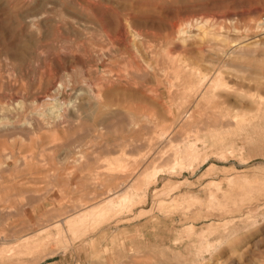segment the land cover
Returning <instances> with one entry per match:
<instances>
[{
	"label": "rangeland",
	"instance_id": "1",
	"mask_svg": "<svg viewBox=\"0 0 264 264\" xmlns=\"http://www.w3.org/2000/svg\"><path fill=\"white\" fill-rule=\"evenodd\" d=\"M263 32L264 0H0V245L65 222L35 255L0 264H264ZM218 73L227 87L203 102L196 79L207 88ZM58 99L74 104L58 113ZM145 109L157 128L134 131L132 114ZM191 145L198 162L164 167ZM148 167L159 173L129 212L68 227ZM245 180L263 189L241 209L210 207ZM173 199L182 207H159ZM226 220L199 255L185 228ZM245 233L255 235L240 255L216 241Z\"/></svg>",
	"mask_w": 264,
	"mask_h": 264
},
{
	"label": "bare ground",
	"instance_id": "2",
	"mask_svg": "<svg viewBox=\"0 0 264 264\" xmlns=\"http://www.w3.org/2000/svg\"><path fill=\"white\" fill-rule=\"evenodd\" d=\"M263 21V20H262ZM103 26V24H102ZM134 30V29H133ZM136 30V29H135ZM263 31V28H262ZM108 32V31H107ZM130 33V32H129ZM139 33V32H138ZM145 33V32H144ZM264 33V32H263ZM108 34V33H107ZM142 34V33H141ZM140 34V35H141ZM149 35V34H148ZM147 35V36H148ZM152 35V34H150ZM149 35V36H150ZM146 36V35H145ZM205 36V35H204ZM135 37V36H134ZM216 38V36H215ZM255 42V41H254ZM116 43V42H115ZM118 43V42H117ZM142 44V43H140ZM243 44V43H242ZM143 45V44H142ZM27 50V49H26ZM25 50V53L27 52ZM29 52V51H28ZM145 52V51H144ZM139 53V52H138ZM22 54V53H21ZM26 55V54H25ZM22 56V55H21ZM24 58V57H23ZM24 60V59H23ZM138 65V63H137ZM139 66V65H138ZM138 69V68H137ZM137 71V70H136ZM143 71V70H142ZM216 74V72H215ZM214 74V75H215ZM213 75V77H214ZM180 77V76H179ZM211 77V78H213ZM198 78V77H197ZM210 81V80H209ZM205 80L203 78L196 79V90L198 95L204 92L202 94L203 102L210 101L213 97L216 96V92L220 89H224L227 87V84L224 82L223 76L221 73H218L209 86L206 88L204 85ZM97 85V84H96ZM59 86V85H58ZM59 88L60 92L65 93L66 89L64 85L61 83ZM232 88V86H231ZM96 89V88H95ZM93 91V90H92ZM91 91V92H92ZM103 91V90H102ZM97 92V91H96ZM76 93V92H75ZM223 93V92H222ZM61 94V93H60ZM59 94V95H60ZM109 95V94H108ZM247 95V94H246ZM94 96V94H93ZM96 96V95H95ZM244 96V95H243ZM97 99H102V93H97ZM240 97V96H239ZM257 97V96H256ZM95 98V97H94ZM264 98V97H263ZM219 99V98H218ZM97 100V101H99ZM264 101V100H263ZM102 102V101H101ZM33 103V102H32ZM31 103V105H32ZM30 104V103H29ZM73 105V100L70 99L68 102H63L61 100H55L54 107L57 109L58 113L62 111L63 109H67L70 107V105ZM98 104V103H97ZM103 104V103H101ZM100 104V105H101ZM13 105V104H12ZM104 105V104H103ZM203 105V104H202ZM35 106V105H34ZM5 107V106H4ZM8 107V106H7ZM44 107V106H43ZM53 107V108H54ZM3 108V107H1ZM10 108V107H9ZM8 108V109H9ZM55 108L53 110H55ZM263 108V107H262ZM12 109V108H11ZM37 109V108H36ZM100 109V108H99ZM4 110V109H3ZM10 110V109H9ZM13 110V109H12ZM15 110V109H14ZM25 110V109H23ZM46 110V109H44ZM48 110V109H47ZM103 110V109H102ZM181 110V109H180ZM18 111V110H16ZM56 111V112H57ZM106 111V110H105ZM3 112V111H2ZM8 112V111H7ZM47 112V111H46ZM103 111H101L102 113ZM4 113V112H3ZM6 113V111H5ZM236 113V112H235ZM52 114H56L55 112ZM66 114H68L66 112ZM200 114V113H198ZM61 115V113H60ZM59 115V116H60ZM218 115V114H217ZM9 116V115H8ZM35 116V115H34ZM58 116V117H59ZM63 116V115H62ZM65 116V114H64ZM67 116V115H66ZM100 116V115H99ZM199 116V115H198ZM55 115V121L56 120ZM61 117V116H60ZM97 117V116H96ZM132 120L131 125L133 126V130L136 131L137 129L143 128L144 130L148 131H155L157 128V124L155 122L153 111L150 109H145L142 112H140V118L137 117L134 113L132 114ZM204 117V116H203ZM46 118V117H45ZM62 118V117H61ZM221 118V117H220ZM10 119V118H9ZM16 119V118H15ZM69 119V118H67ZM218 119V117H217ZM219 120V119H218ZM20 121V120H19ZM23 121V120H22ZM62 121V120H61ZM14 122V121H13ZM18 122V121H17ZM177 122V121H176ZM205 123V121H203ZM23 123V122H22ZM58 123V121H57ZM216 123V121H215ZM234 123V122H233ZM56 124V123H55ZM228 124V122H227ZM10 125V123H9ZM15 125V124H14ZM28 125V124H27ZM49 125V124H48ZM194 125V124H193ZM217 125V124H216ZM12 126V125H10ZM39 126V125H38ZM42 126V124H41ZM129 126V125H128ZM165 126V125H164ZM171 126V125H170ZM16 127V126H15ZM20 127V126H19ZM6 128V127H5ZM32 128V127H31ZM238 129V128H237ZM15 130V129H14ZM18 130V129H17ZM38 130V129H37ZM161 132V136L163 137L165 135V128L163 127ZM169 130V129H168ZM189 130V129H188ZM194 130V129H193ZM13 131V130H12ZM22 131V130H21ZM192 131V130H191ZM11 132V131H10ZM243 133V132H241ZM40 134V133H39ZM33 135V134H32ZM31 135V136H32ZM58 135V134H57ZM188 135V134H187ZM60 136V135H59ZM220 136V135H219ZM160 138V137H159ZM196 139V138H195ZM32 140V139H31ZM35 140V139H34ZM33 140V141H34ZM52 140V139H51ZM62 140V138H61ZM200 140V139H199ZM32 141V142H33ZM193 141V140H192ZM54 142V141H53ZM37 143V142H36ZM52 143V142H51ZM49 144V143H48ZM64 144V143H63ZM66 144V143H65ZM154 144V143H153ZM152 138H150L147 142V146L151 147L152 145ZM60 145V143H59ZM55 146V145H54ZM46 147V146H45ZM49 148V147H48ZM152 148V147H151ZM7 149V148H6ZM3 151V150H2ZM85 154V153H84ZM86 155V154H85ZM224 153H221V156H223ZM30 156V155H29ZM171 156V155H170ZM11 157V155H10ZM13 157V155H12ZM78 157V156H77ZM76 157V158H77ZM5 158V157H4ZM24 158V157H23ZM43 158V157H42ZM79 158V157H78ZM201 158V155L197 148L193 145L187 147L185 150L177 151L174 157L171 159V161L168 162L164 167L168 170H176L178 168H184L186 166H191L194 163L198 162ZM22 160V158H20ZM79 159H82L81 157ZM77 159V163L80 161ZM20 160H16V164L19 163ZM28 161V160H25ZM31 161V160H30ZM76 161V160H75ZM85 161V160H84ZM2 162V161H1ZM46 162V161H45ZM74 162V161H73ZM122 159H110L107 160L106 169L108 171H114L117 169H120L123 167ZM41 163V162H40ZM3 164V163H2ZM31 165V164H29ZM23 166V165H22ZM27 166V165H25ZM76 166V165H75ZM19 167V165L17 166ZM24 167V166H23ZM74 167V166H73ZM20 168V167H19ZM77 168V167H76ZM159 167H148L146 168L139 177L132 178L128 182L129 184H126V188L121 191H116L114 193V197H110L106 200L101 201L95 206L89 207L82 212H79L76 216L69 218L66 221V224L70 229L72 230H79V231H86L89 226H94L104 220H108L110 216L117 213H123V212H129L138 201H141L146 198V190L144 185H149L154 180H156V177L159 173ZM1 174V173H0ZM100 174H96V177H99ZM130 176V175H129ZM70 178V177H69ZM234 179H231L230 181H233ZM130 182L132 183L130 185ZM214 186H218L215 182H213ZM241 194L237 197H226L224 201H220L215 195H211L209 199L210 207L213 209L219 208L223 210H227V208L230 206L229 203H233V207L241 209V206L243 203H245L246 200H250L254 198V193L257 190L258 193L263 189V186H261V189L255 188L251 185L247 180H245V185L241 187ZM220 190V189H219ZM161 192V191H160ZM174 195V194H173ZM159 196V195H158ZM173 197V196H172ZM185 199V198H184ZM167 200V199H166ZM171 201V200H170ZM159 202V201H158ZM187 202V201H186ZM192 202V201H191ZM140 205V204H139ZM166 206H169V208H177L180 206V201L177 199H173L169 204L166 203L165 200H162L159 202V207L161 209H165ZM182 207V206H180ZM237 210V212H238ZM142 211H145L142 210ZM219 211V210H218ZM148 213V212H147ZM241 213V212H240ZM139 214V212H138ZM243 216V215H242ZM241 216V217H242ZM117 217V216H116ZM245 219V218H244ZM64 221L56 222L52 226H48L42 230H38L33 234L25 235L23 238L15 239L17 244L16 246L10 245L9 243H3L0 245V260L7 259L9 257H15V256H33L37 253L38 249L40 248V242L42 241L43 236L45 235L46 239L50 238L52 236L51 227L59 228ZM231 220H226L224 224H218V226L210 225L206 230H203L201 232H196L195 227L193 225H189L185 228V234L189 238L196 236L199 239L200 247L198 248V254L201 255L204 252H210L212 247V241L210 238L214 236L215 234H218L220 231H222V228L227 227L231 224ZM65 223V222H64ZM191 224V223H190ZM63 227V226H62ZM228 228V227H227ZM224 229L225 230H227ZM242 230V229H241ZM67 232V229L65 230ZM255 231V230H254ZM47 232V233H44ZM65 232V233H66ZM44 233V234H43ZM256 234V232H255ZM254 233H245L243 235H237V236H222L219 240V238L216 240L219 245H223L224 248L227 250V253H229L231 256L240 255L242 249L244 246H247V244L250 242L251 238L255 235ZM68 238V237H67ZM5 241V240H4ZM64 241V240H63ZM175 241V240H174ZM48 245V244H47ZM214 246V245H213ZM64 247V246H63ZM65 248V247H64ZM123 262V261H122ZM220 262V261H219Z\"/></svg>",
	"mask_w": 264,
	"mask_h": 264
}]
</instances>
